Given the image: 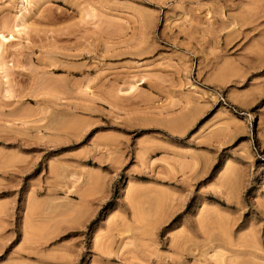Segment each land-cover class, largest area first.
<instances>
[{
    "label": "rangeland",
    "instance_id": "1",
    "mask_svg": "<svg viewBox=\"0 0 264 264\" xmlns=\"http://www.w3.org/2000/svg\"><path fill=\"white\" fill-rule=\"evenodd\" d=\"M0 264H264V0H0Z\"/></svg>",
    "mask_w": 264,
    "mask_h": 264
}]
</instances>
